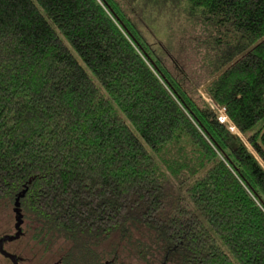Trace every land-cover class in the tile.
Here are the masks:
<instances>
[{"label": "trees", "instance_id": "16d2710c", "mask_svg": "<svg viewBox=\"0 0 264 264\" xmlns=\"http://www.w3.org/2000/svg\"><path fill=\"white\" fill-rule=\"evenodd\" d=\"M17 200L56 264H264V0H0Z\"/></svg>", "mask_w": 264, "mask_h": 264}, {"label": "rangeland", "instance_id": "374dc122", "mask_svg": "<svg viewBox=\"0 0 264 264\" xmlns=\"http://www.w3.org/2000/svg\"><path fill=\"white\" fill-rule=\"evenodd\" d=\"M200 92L202 97L209 102V98H207L206 93L202 90ZM212 107L214 109L217 108L214 107V105ZM219 112L221 115L220 117L226 118L223 110H219ZM225 122H229L227 118L225 119ZM231 127L235 134H238L241 138L243 137L232 124L229 127L230 130ZM248 148L252 150V147L250 145H248ZM15 226L16 214L14 212V206L0 202V239L15 234ZM139 234V232H136L135 236H139ZM118 241L119 239L116 236L103 245V248L107 252L108 257L111 246L117 245ZM4 247L8 252L16 254L21 258L20 264H55L60 256L57 250H54L56 248H53V252H45L43 248L38 246L27 233H25L24 237H21L18 240H15L13 242H6ZM0 264H12V262L0 253Z\"/></svg>", "mask_w": 264, "mask_h": 264}, {"label": "water", "instance_id": "95a60500", "mask_svg": "<svg viewBox=\"0 0 264 264\" xmlns=\"http://www.w3.org/2000/svg\"><path fill=\"white\" fill-rule=\"evenodd\" d=\"M14 212L16 214V226H15L16 232L12 236H6V237L0 239V253L4 257L8 258L12 262V264H20L21 258L16 254L8 252L7 250H5V247H4L6 242H13L15 240H18L21 238V236L23 234L22 225H23L24 220H23V215L19 210L18 200L14 204Z\"/></svg>", "mask_w": 264, "mask_h": 264}, {"label": "built area", "instance_id": "2783aa9c", "mask_svg": "<svg viewBox=\"0 0 264 264\" xmlns=\"http://www.w3.org/2000/svg\"><path fill=\"white\" fill-rule=\"evenodd\" d=\"M223 111H224V110H223ZM225 119H226V118H224V117H220V120H221L222 122H225ZM231 131H233L232 127H231Z\"/></svg>", "mask_w": 264, "mask_h": 264}]
</instances>
